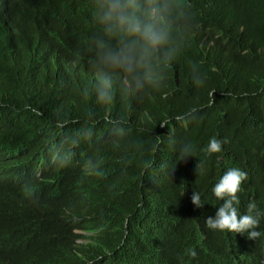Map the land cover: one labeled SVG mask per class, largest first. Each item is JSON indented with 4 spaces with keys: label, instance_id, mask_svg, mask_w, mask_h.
<instances>
[{
    "label": "trees",
    "instance_id": "obj_1",
    "mask_svg": "<svg viewBox=\"0 0 264 264\" xmlns=\"http://www.w3.org/2000/svg\"><path fill=\"white\" fill-rule=\"evenodd\" d=\"M0 1V264H243L255 242L210 230L205 217L229 167L247 173L238 212L250 201L264 210V0H155L171 55L157 50L155 86L108 70L104 106L93 94L99 57L122 43L100 21L104 2L21 0L16 24ZM198 67L201 87L190 76ZM213 136L222 151L205 157ZM184 139L197 156L177 162ZM192 190L206 206L190 205ZM143 193L152 206L170 198L157 222L138 208Z\"/></svg>",
    "mask_w": 264,
    "mask_h": 264
},
{
    "label": "clouds",
    "instance_id": "obj_2",
    "mask_svg": "<svg viewBox=\"0 0 264 264\" xmlns=\"http://www.w3.org/2000/svg\"><path fill=\"white\" fill-rule=\"evenodd\" d=\"M144 7L147 9V16L151 19H144L137 15L136 0H100L104 2L101 5L100 21L105 26V31L117 35L121 38V46L116 50H105L99 57L100 74L94 85V98L98 105H108L112 103L114 96L113 80L108 70L118 69L128 74L136 88H143L145 84L156 85V77L152 71L153 61L158 49L167 58L171 55V51L164 49L168 41V33L163 27H158L156 19L161 14V9L158 5L152 3L155 0H143ZM1 2V1H0ZM7 6L12 13L13 20L18 23V13L21 6V0H6ZM2 18L6 19V13L3 12ZM139 12V11H138ZM14 22V21H13ZM1 23V21H0ZM195 67V66H194ZM0 72H3L0 68ZM192 83L196 87L204 85L205 77L199 67L191 73ZM87 95V89L84 90ZM213 91L208 95L211 98ZM211 103V99L209 101ZM35 112L36 110L33 109ZM38 114V113H37ZM159 124L163 127L168 124L167 119L160 120ZM55 153L54 162L63 164L66 157L61 155L60 148L52 149ZM205 157L218 154L222 151V145L216 137H210L207 145L199 149ZM197 156V147L190 139H184L179 142L177 147V162L185 160L188 157ZM145 165L149 162L145 161ZM205 160L199 158V163L196 165L195 171L197 175H202L205 171ZM175 166V165H174ZM247 173L238 167H229L223 171L218 179L211 185L210 192L219 203H215V212H211L205 217V227L219 231L221 233L228 232L231 235L245 239L250 243L239 253L243 264H264V234L259 230L261 216L264 215V210L257 208L256 204L250 201L246 209H241L238 212L237 205L239 203L238 192L241 191V182L246 180ZM145 196L139 203L138 208L149 210L147 213L146 222H157L164 216V212L168 206L170 198L163 197L158 202L154 195ZM151 196V198H149ZM202 193L193 191L190 195V204L192 207L200 208L203 204ZM152 200L153 206H152ZM203 205V206H204ZM151 207V210H150ZM153 207V208H152ZM173 215L174 213L171 212ZM193 217V213H189L183 217L182 225L188 218ZM178 221V218H176ZM203 225V224H202ZM188 255L196 256L193 249L188 250Z\"/></svg>",
    "mask_w": 264,
    "mask_h": 264
}]
</instances>
